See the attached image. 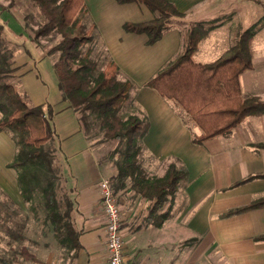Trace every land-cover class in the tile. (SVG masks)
Listing matches in <instances>:
<instances>
[{
    "label": "crops",
    "instance_id": "1",
    "mask_svg": "<svg viewBox=\"0 0 264 264\" xmlns=\"http://www.w3.org/2000/svg\"><path fill=\"white\" fill-rule=\"evenodd\" d=\"M169 1L186 13L185 19L189 16L193 19L202 14L197 8L209 5L212 0ZM84 7V15L93 23L109 58L138 86V93L144 91L150 77L181 51L183 28L178 24L174 23L160 40L149 45L145 43L144 33L123 29L124 22L153 18L143 3L84 0ZM194 8L198 14H191ZM17 23L12 31L19 35L22 27ZM32 50L34 53L23 48L14 51L15 63L11 68L19 69V87L28 90L33 106L47 102L53 110L51 125L56 134V148L66 159L65 167L76 191L74 203L79 218L72 223L81 247L74 250V264H108L104 213L98 191L103 178L110 179L117 197L126 264H186V253H190L187 261L194 264L200 260L209 264H264V240L255 238L264 233V207L220 216L229 208L264 195L263 177L235 185L249 176L264 174V148L254 146L264 142V133L258 136L251 130L252 126L238 124L227 134L198 143L194 139L202 134L201 129L176 101L163 102L151 94L154 103L148 108L138 94L145 108L141 117L144 148L154 159L176 156L181 160L177 165L186 171L171 203L157 212L164 213L157 225L151 200L136 192L129 178L123 180V186L114 187L115 168L110 161L108 164L99 161L96 148L80 128L78 114L63 99L54 61L45 56L49 49L41 51L33 47ZM29 55L34 56L33 60ZM260 118L264 120V116ZM204 148L205 161H200L199 153ZM0 149L4 151V160L0 159L4 189L16 199L20 196L16 171L7 166L16 147L6 130L0 131Z\"/></svg>",
    "mask_w": 264,
    "mask_h": 264
},
{
    "label": "trees",
    "instance_id": "2",
    "mask_svg": "<svg viewBox=\"0 0 264 264\" xmlns=\"http://www.w3.org/2000/svg\"><path fill=\"white\" fill-rule=\"evenodd\" d=\"M116 1L140 2L153 13L150 20L123 23L125 31L144 33L145 43L148 45L160 40L174 25L175 19L186 16L185 12L178 10L169 0ZM33 2L44 18L43 23L35 30V38L50 31L59 35L57 43L48 53L60 51L53 66L63 99L78 114L80 128L88 140L96 134H91L93 123L89 122V117L92 115L93 119L99 122V128L104 131V140L116 139L125 143V148L113 161V185L116 188L117 185L123 186V180L129 178L132 181L131 187L151 200L154 223L160 224L164 213L157 212L167 203H171L177 184L186 176V171L170 164L164 176L149 178L138 165L139 146L136 141L138 136L143 135L142 119L137 115H130L122 120L118 116V109L127 99L132 81L118 79L120 70L113 60L109 59L100 70L88 54L81 53V45L91 40V35L81 21V14H85L84 0ZM261 4L264 7V2ZM262 18L264 20V14ZM2 30L0 25V35ZM208 30L201 23L191 24L185 31L186 42L183 49L145 82V86L161 97L176 101L198 125L202 131V134L194 139L198 143L229 133L247 116H264V99L254 94L243 96L240 85V75L252 68V43L256 29L252 26L239 32L235 42L214 60L196 62L192 55ZM9 69L13 71V68ZM0 87L5 91L9 104L0 102V131L9 128L14 132L16 151L7 166L16 171L19 195L24 203L32 205L37 189L41 188V198L46 209L45 217L52 224L54 233L60 234L64 241L67 239L77 251L81 246L79 234L70 218L72 201L67 200L65 207H62L57 187L53 181L44 177L46 172L51 177V173L57 170L58 166V162H54V150L49 147V143L56 138L51 125L52 107L47 102L37 106L30 105L12 84ZM254 146L264 148V142H258ZM56 150H59L58 147ZM254 177L264 178V174L249 176L235 185ZM261 207H264V195L229 208L220 216L229 217ZM18 237L21 239L22 235ZM255 238L264 240V233ZM17 256H22L26 262L32 264L40 261L24 245L13 249L12 259ZM12 259L3 258L0 264H12Z\"/></svg>",
    "mask_w": 264,
    "mask_h": 264
},
{
    "label": "rangeland",
    "instance_id": "3",
    "mask_svg": "<svg viewBox=\"0 0 264 264\" xmlns=\"http://www.w3.org/2000/svg\"><path fill=\"white\" fill-rule=\"evenodd\" d=\"M262 2L264 0H212L209 5H206L207 7L201 5L197 8L201 11V15L193 19L190 16L187 19H175V24L183 28L181 50L186 42L185 31L191 24L201 23L209 29L206 36L198 43L197 49L192 55L194 61L202 63L217 58L235 42L239 32L253 26L256 32L252 43V68L245 70L240 75V85L243 96L254 94L264 99V20L262 18L264 7L261 4ZM198 13L196 8L191 11V14ZM18 19L21 20L19 23H17ZM87 20L88 18L84 14H81V21L91 35V40L81 45V53L88 54L101 70L110 58L107 51L104 50L102 40L97 32H95L93 23ZM13 21L21 24V34L17 35L13 32L16 26V23ZM43 21L44 18L33 0H0V25L3 29L0 35V86L12 84L20 96L30 105H33V103L28 90H22L19 87V69L16 67L15 70L10 71L9 67L11 68L13 63H15L13 53L19 48L34 53L33 47L37 48V50L46 51V49H50V47H53L57 43L59 35L55 31H50L46 35L35 38V30ZM32 45L33 47H31ZM59 55L60 51H54L53 53L46 52L45 54L48 59H53V61ZM29 56L33 60L34 56ZM41 78L45 79L44 77ZM118 79L121 81L129 80L126 74L122 72L118 74ZM41 83L43 82L41 81ZM143 90V92L138 93V86L132 82L127 99L121 103L118 109L120 119H127L130 115H137L141 119L145 115L144 104L148 108L153 107L152 104L154 102L150 98L151 94L157 97V99H162L160 101H170L173 103V100L161 98L154 90L148 87H144ZM138 94L144 101V104L139 102ZM0 102L8 104L6 93L1 87ZM1 117L2 113L0 112ZM260 117L262 116H247L239 125L245 127L247 125L252 126L251 130L253 133L261 136L264 133V120ZM89 122L93 123L91 134L96 133L94 136L92 135L90 141L96 148L99 161H105L107 164L110 161L114 167L113 161L117 154L125 148V143L116 139L104 140V131L99 128V122L93 119L92 115L89 117ZM8 129L5 130L8 131L14 140V132ZM143 136L144 132L143 135L138 136V140L136 141V145L139 146L137 163L147 177L156 178L164 176L170 164L181 168L177 165V161L181 160L174 155L164 156V158L160 159L157 157L156 159L152 158L149 151H146L144 148ZM56 146L57 142L53 139L49 143V147L54 150V162H58V166H56L57 170L51 173V177L46 172L47 174L44 177L54 182L62 207H65L67 200L72 201L73 207L70 218L75 224L79 218L74 203L76 191L72 188L73 183L65 167L66 159L61 155L60 151L56 150ZM205 150L204 148L199 153L200 161H205ZM0 159L4 160V151L1 149ZM44 182L46 183L45 179ZM15 197H17V194ZM41 197V188L37 189L32 205L24 203L20 196L16 199L8 196L7 191L4 189V169H2V172H0V260L3 258L12 259L13 249L24 245L40 260L34 264H74V249L67 239L64 241L60 234L56 235L54 233L52 224L45 217L46 209L43 206L44 202ZM19 235H22L21 239L18 237ZM189 239H186V241H189ZM189 254L186 253L185 263L194 264L192 261H187ZM12 264L32 263L26 262L22 256H17L15 259H12ZM195 264H209V262L200 260Z\"/></svg>",
    "mask_w": 264,
    "mask_h": 264
},
{
    "label": "built area",
    "instance_id": "4",
    "mask_svg": "<svg viewBox=\"0 0 264 264\" xmlns=\"http://www.w3.org/2000/svg\"><path fill=\"white\" fill-rule=\"evenodd\" d=\"M98 191L104 213L103 226L108 264H126L121 235L122 217L110 179H101L98 183Z\"/></svg>",
    "mask_w": 264,
    "mask_h": 264
}]
</instances>
